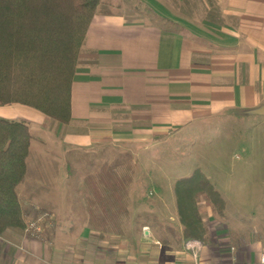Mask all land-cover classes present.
<instances>
[{
    "label": "crops",
    "instance_id": "obj_1",
    "mask_svg": "<svg viewBox=\"0 0 264 264\" xmlns=\"http://www.w3.org/2000/svg\"><path fill=\"white\" fill-rule=\"evenodd\" d=\"M162 1L163 11L155 13L154 21L139 17V10L128 8L125 1L99 2L79 51L69 122L60 123L26 104H0V117L24 120L30 131L33 126L38 132L53 128L54 148L76 159L92 158L85 160L89 168H78L76 196L68 191L72 178L65 182L62 175L49 177L40 165L25 180L27 165L17 185L20 200L34 192L40 199L36 204L45 200L56 206L67 224L58 217L45 222L38 237L6 229L0 234V264H25L27 258L31 264H57L60 259L64 264H120L127 257L129 264H183L177 256L187 241H176L182 226L175 181L197 167L214 186L216 181L202 164L185 169L177 160L178 142L218 126L225 113L264 120V0ZM34 138L38 144L46 141L41 133ZM123 152L135 164L128 203L138 202L147 183L146 195L155 208L138 214L150 216L141 231L136 217L124 234H106L87 224L84 175ZM40 154L38 147L35 155ZM49 188L57 190L46 192ZM203 211L212 213L201 203ZM47 213L41 210L35 217ZM131 236L143 237L141 247L131 250ZM155 240L165 246V258L138 263L137 252L151 247L153 253ZM192 241L197 245L189 249L191 254L201 253L206 245Z\"/></svg>",
    "mask_w": 264,
    "mask_h": 264
},
{
    "label": "trees",
    "instance_id": "obj_2",
    "mask_svg": "<svg viewBox=\"0 0 264 264\" xmlns=\"http://www.w3.org/2000/svg\"><path fill=\"white\" fill-rule=\"evenodd\" d=\"M100 1L0 0V104L22 103L60 123L70 121L78 55ZM31 137L26 121L0 117V234L26 224L17 185L26 175ZM134 174V158L123 152L84 175L90 228L124 234ZM174 192L182 226L176 241L208 244L210 231L200 204L222 215L226 200L199 167L178 178ZM149 218L137 217L140 231Z\"/></svg>",
    "mask_w": 264,
    "mask_h": 264
},
{
    "label": "rangeland",
    "instance_id": "obj_3",
    "mask_svg": "<svg viewBox=\"0 0 264 264\" xmlns=\"http://www.w3.org/2000/svg\"><path fill=\"white\" fill-rule=\"evenodd\" d=\"M110 1H125L128 8L134 7L139 10V17L144 16L145 19L151 21L157 20L155 13L160 14L163 11L162 0H104V3ZM218 119L220 121H218V126L195 135V138L187 136L178 142L180 144L178 153L181 156H178L177 160L184 162L185 169L202 164L203 169L208 171L214 182L216 181L215 187L226 200V209L222 215L213 211L211 214L203 211L205 222L210 228V239L201 253L198 251V254L201 261H208L210 264H261L260 255L264 253V120L255 116L226 113ZM39 133L46 137V141L44 144H38L35 138L32 139L30 156L27 161L28 174L25 180L32 176L33 166L40 165L45 168L49 177L62 175L65 182L68 181V177L72 178L68 184L71 187L68 191L76 196L75 186L77 184L74 181L81 175L78 168H83V166L89 168L86 162L92 158L76 159L73 153H63L60 148H54L52 140L56 138V131L53 128L39 132L35 126L31 128L32 135L36 136ZM38 147H40L41 154L36 156L35 149L37 150ZM138 164L140 166L139 162ZM51 181L53 180L49 181V186H53ZM56 190L49 188L46 192L52 193ZM147 191L148 184L146 183L140 190L141 198L138 202H129L130 213L125 221L127 228L129 224L135 225L138 214L154 210L155 206L149 203ZM38 200L40 199L34 192L21 200L27 213L26 221L33 219L41 210H46L48 215L36 217L41 219L43 229L46 223L57 217L58 221L60 220L66 226L67 221L62 216L61 210L58 211L54 208L56 206L46 204L45 200L36 204ZM50 212L52 213L49 214ZM18 230H22L23 235L30 236L26 234L25 227ZM126 232L130 233L128 229ZM140 238L138 236L135 239L131 236L133 242L131 250L141 247ZM152 246L153 253L149 251L151 247H146L140 253L137 252L138 263H144L157 257L165 258L163 244L160 245L155 240ZM181 251L177 257L183 264H195L193 252L191 254L188 248H182ZM131 253L134 252L131 251ZM174 255L176 256L177 253L171 255L173 259L176 258ZM30 259L27 258L24 263L31 264ZM128 261L127 257V260L123 259L119 262L129 264ZM64 263V259L57 262V264Z\"/></svg>",
    "mask_w": 264,
    "mask_h": 264
},
{
    "label": "built area",
    "instance_id": "obj_4",
    "mask_svg": "<svg viewBox=\"0 0 264 264\" xmlns=\"http://www.w3.org/2000/svg\"><path fill=\"white\" fill-rule=\"evenodd\" d=\"M25 231L27 235L38 237L43 231L42 222L40 218L30 219L26 221ZM197 243L189 240L186 242V247L193 250ZM193 262L195 264H210L208 261H201L198 251H193ZM260 263L264 264V253L260 255Z\"/></svg>",
    "mask_w": 264,
    "mask_h": 264
}]
</instances>
